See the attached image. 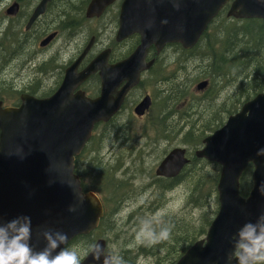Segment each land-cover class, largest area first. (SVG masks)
Returning <instances> with one entry per match:
<instances>
[{
	"label": "water",
	"instance_id": "1",
	"mask_svg": "<svg viewBox=\"0 0 264 264\" xmlns=\"http://www.w3.org/2000/svg\"><path fill=\"white\" fill-rule=\"evenodd\" d=\"M51 0H41L30 24L43 12ZM115 0H91L86 14L100 16ZM231 1L228 15L235 18H264V0H123L120 8V28L117 39L123 40L139 33L141 42L125 59L109 64L108 53L99 54L85 72L77 74L76 64L93 44L68 70L58 89L48 97L22 94L18 106L3 107L0 101V218L7 223L18 216L32 219L34 250H41L46 241L40 234L44 229L63 231L68 242L95 230L104 216V205L97 193L83 191L75 173V160L92 136L96 123L108 121L121 107L127 91L139 82L140 74L153 60L146 61L151 45L160 51L167 43H180L191 49L219 11ZM9 13L15 11L10 8ZM167 20L164 24L162 21ZM151 23V27L147 25ZM53 34L46 37L45 45ZM100 70L102 90L89 97L75 91L80 82ZM126 81L117 90L120 82ZM206 81L198 84L203 88ZM151 105L145 96L135 107L142 115ZM204 146L196 151L198 157L217 161L222 170L218 181L219 211L211 222L205 239L196 241L174 264H228L232 252V237L247 222L255 223L264 214V92L246 101L226 122L207 135ZM187 149L177 146L169 151L156 169L161 176H176L188 163ZM74 159V164H73ZM252 163L253 188L246 196L240 192V177ZM50 181H54L50 183ZM84 195L81 203L74 193ZM77 206L75 212L69 207ZM106 249V240L96 243ZM67 245H61L66 247ZM110 255V254H106ZM81 264H103L94 259L91 250ZM231 264H238L232 260Z\"/></svg>",
	"mask_w": 264,
	"mask_h": 264
},
{
	"label": "trees",
	"instance_id": "2",
	"mask_svg": "<svg viewBox=\"0 0 264 264\" xmlns=\"http://www.w3.org/2000/svg\"><path fill=\"white\" fill-rule=\"evenodd\" d=\"M68 1L69 3L64 5L66 19L64 18L62 23L56 28L60 31H64L67 28H74L72 30V33H74L78 28L76 26H81L82 22L88 19L85 16V10L89 0ZM73 9L74 13L69 15L70 10ZM227 9L228 6L224 7L218 13L193 48L185 49L178 43H172L166 46V48L172 47L173 51L177 52V56L173 62L175 63L177 61L176 75H181L182 69L186 70V67H184L186 61L199 63L201 66L204 65L203 69L194 75L193 73H187L186 78L182 80L175 79L172 74L173 70L170 75L166 73L168 69L167 65L170 66L171 62L168 61V58L164 60L163 57H160L161 54L162 56L165 54L164 49L162 53L157 54L155 48L151 47V52L157 58L158 65H156L157 67L153 66L151 68L152 70L150 69L151 71L148 77L144 76L139 83V89L148 88L154 97L151 107L152 114L154 115V124L161 123L159 115L167 107L169 108V113L172 112L176 116L172 122H175L176 119L178 120L185 115L201 117L207 110L211 111L215 116L223 108L225 115L214 122L212 126L197 132L198 134H189L187 132H192V130L185 132L176 126L177 136H179V131L180 137L185 134L182 139L183 142L181 143L186 144L191 151H195L198 147L203 146V139L207 136V131L213 132L222 126L228 116L236 113L245 101L251 99L257 93L264 91V18L229 19ZM130 41L133 42L130 44ZM128 42L129 45L127 47H130V49L127 54L131 53L133 47H136L139 42V36L133 35ZM127 54H120L119 57ZM243 74L246 76L238 80L239 76H243ZM244 79L247 80V85ZM201 80L207 81V86L200 90L201 95H195L194 92L191 93L189 90L191 83L197 82L198 84ZM235 84L236 89H234L233 94L239 92L238 96L240 98L238 97L236 99L238 104L235 100L230 105H227V101H224L225 103H218L217 99L221 93L224 91L226 93V89L229 86H231V91H233L232 87ZM50 92H53V89ZM161 93L162 100L160 107H158L159 113L156 111V107L159 101L158 96ZM46 94L48 93L44 92L41 95ZM228 98H233V96L227 93L222 100H228ZM126 108L132 109L133 107L129 103H124L122 109L115 115L117 121H120L122 113L125 112ZM172 122L169 126L173 127L175 124H172ZM109 125H111V122H99L96 125L92 138L75 161V172L80 176L83 190H94L101 196L105 206V214L98 228L90 234L75 237L69 243L68 247L72 249L76 245L78 247L80 246L81 249L84 248V251L89 250L95 244L97 238H108L107 235L110 231L115 229L116 220L111 222V219L113 214L119 210L118 203L122 199L120 189L125 185V181L115 169L116 162L119 160H105L100 156L103 148V134L107 129L106 126ZM103 128H105L104 131H102ZM128 130V120L122 119L121 122L112 127L111 133L116 134V138H123L124 136L125 139L130 138L134 140V136ZM158 139L162 138L159 136ZM188 144H191L192 147H189ZM166 153L167 151H165ZM165 154L160 158L162 159ZM207 165L210 168H206ZM253 170L254 166L250 163L241 176L240 191L242 195L246 196L251 189ZM220 171L221 166L219 163L194 156L177 177L169 179L159 177L156 174L154 177L156 184L167 189L182 182H189L191 185H196L197 193L189 195L188 204L193 207H205L208 204L212 191L217 188ZM98 176L104 177V186L92 184L93 180ZM208 185L212 186L208 188ZM218 208L214 211H206L202 217V223L199 226L196 224L192 225L191 222L186 220L185 215L172 217L171 220L165 222L166 225L171 227V235L168 240L155 244L162 248L166 245L163 248L165 252L155 257L157 263L163 264L167 261L168 264H174L193 243L205 237L213 218L218 212ZM209 214H213V216H209ZM81 249L76 251L82 258ZM126 251L123 250L117 253L118 256L123 258L125 264H140L137 262L136 256L130 257L129 254L124 255ZM141 251L146 255L148 253L156 254V251H146L143 248H141Z\"/></svg>",
	"mask_w": 264,
	"mask_h": 264
},
{
	"label": "rangeland",
	"instance_id": "3",
	"mask_svg": "<svg viewBox=\"0 0 264 264\" xmlns=\"http://www.w3.org/2000/svg\"><path fill=\"white\" fill-rule=\"evenodd\" d=\"M67 3H69V1L67 2V0H57V2L52 6L48 19L50 26H53L55 18L58 16L60 7L62 5H67ZM73 13L74 9L70 10L69 15H72ZM228 17L229 19L235 18L232 16ZM106 19H108V17L97 19L94 21H87V19L85 22H82L81 26H76L78 28L74 33H72V30L74 28H67L63 31L62 37H59L54 42L52 47L50 45L43 54L52 52L56 56H63L64 54H66V52H69L71 49H73L74 46H76L79 41L91 31H95V34L98 35L96 37V40H101L97 44V47L101 48L103 44L111 40L109 39V36L112 34L115 35L117 30V26L115 25L114 28L110 23H108V26L105 28ZM132 42L133 41H130V44ZM21 43L22 46L28 43L27 52L23 55V57H20L19 60V62L22 63L29 58L28 53L34 52L36 49H38V47L36 37L34 36H30L28 41L23 40ZM129 49L130 47L120 49L118 51V54H127ZM133 50L134 47L132 51ZM164 52L165 54L162 56L163 59L165 60L166 58H168V61L171 62L170 66L167 65L168 69L166 70V73L167 75H170L173 70L172 74L173 78L175 79L182 80L183 78H186L187 73H193L194 75L201 69H203L204 65L201 66L199 63L186 61L184 63V67H186V70L182 69V74L176 75L175 71L177 67V61H175V63L173 62L177 56V52H174L172 47L165 48ZM4 60H6V58L1 59L0 63H3ZM8 63L12 62L9 61ZM32 66L33 65H31V67ZM3 67L0 68V76L3 79L11 81L13 83V86L17 88L25 86V83L30 80L29 78H32L34 76L31 70L28 71V69H25L23 71L21 64H19V66L14 65L5 66L4 68ZM33 68L34 67H32V69ZM22 71L23 75L20 76ZM242 71L244 70L242 69ZM149 73H146V77H148ZM245 74H243V76H239L238 80L243 79V77L246 76ZM39 80L43 85V87H40L41 90H49L54 86V81L53 79H51V76L43 77V79ZM202 81L203 80H201L200 82ZM244 81L247 85V80L244 79ZM10 83H8L9 86ZM196 84L197 82H192L189 90L191 91V93L194 92L195 95H201V91L196 88ZM230 87L231 86L226 89V93H224L225 91L221 93V95L217 99L218 103L227 101V105H230L233 104L234 100L237 101L236 99L238 97L240 98V96H238L239 92H235L236 94H233L234 89H236V84L232 87L233 91H231ZM147 92H150L148 88H141L137 91L135 97H140V94L143 93L144 95L140 97L142 100ZM227 93H230V96L232 95L233 98L222 100ZM161 96L162 93L158 96L159 101L156 107L157 112H159L158 107H160V103L162 100ZM128 103L130 106H132L130 101ZM169 103H171V101H169ZM133 108H126L124 114L120 118V121H116L114 124L106 126V130V127L102 129V131L105 130V132L103 134V148L100 152V156L105 160H119L116 162L115 169L119 173L121 178H123V180L125 181V185H123L120 189L122 193V199L118 203L119 210L113 214L111 219V222L116 220L115 229L110 231V233L108 232L109 234L107 233L108 238H99H104L106 240V252H110L112 255H117L119 251L122 252L123 250H127L124 255L129 254L130 257L136 256L137 262L140 264H158L155 257L158 256V254L165 252L163 248L166 247V245H164V247L162 248L161 246L155 244L148 245L138 243L137 232L139 231L141 220L149 217L159 216L163 219L164 222H168L172 219V217L185 215L186 220L191 222L192 225L196 224L199 226L202 223V217L206 213V211H214L219 206L217 188L212 191L207 206L193 207L192 205L188 204V197L190 194L197 193L196 185H191L189 182H182L167 189L156 184L154 175L158 162L161 159L160 157L165 154V151L168 152L173 147H187L186 144L181 143L183 142L182 139L184 138L185 134L180 137L179 131V136H177L176 126L180 130L185 132L188 130H192V132H187L189 134H198L197 132H199L200 130L212 126L214 122L225 115V112H223L224 110L223 108H221L220 111H218L214 116L211 111L207 110L208 112H204L201 117L185 115L186 117L184 116L182 118H179L178 120L176 119L175 122H172L176 118V116L172 114V112L169 113V108L167 107L162 112V114L159 115L161 123L158 128V124L153 123L154 115L152 114V110H146L143 114L144 117L138 118L136 117L137 115L134 113ZM122 119L128 120V131L132 133V135L134 136V140L130 138H128L129 140L125 139L124 136L123 138H116L117 135L111 133L112 127L121 122ZM171 122L172 124H175L173 127L169 126ZM207 132L208 134L211 133L209 131ZM159 136L160 138L165 140H157ZM155 138L156 140H154ZM188 146L192 147L191 144H188ZM199 148L200 147H198L197 149ZM193 152L194 151L192 150V153ZM192 157H194V154L192 155ZM206 168H210V166L207 165ZM92 184L96 186H104V177H96L93 180ZM210 186L212 185H208V188H210ZM211 215L213 216V214H209V216ZM99 238H97L96 240H98ZM74 246L75 247L73 249L75 250L81 249L80 246ZM141 248L146 251H156V254L148 253L146 255L141 251ZM89 251L90 249L84 251L83 248L81 249V254L83 256L87 255ZM163 264H168V262L166 261Z\"/></svg>",
	"mask_w": 264,
	"mask_h": 264
},
{
	"label": "flooded vegetation",
	"instance_id": "4",
	"mask_svg": "<svg viewBox=\"0 0 264 264\" xmlns=\"http://www.w3.org/2000/svg\"><path fill=\"white\" fill-rule=\"evenodd\" d=\"M90 1L91 0H89L88 4L90 3ZM40 2L41 0H0V61L1 59L6 58L3 63H0V68L3 66H19V64H21L23 71L25 69H28V71L31 70V72L34 74V76L32 78H29L30 80L25 83V86L19 88L14 87L11 81L3 79L0 76V101H2L3 107L20 105L21 96L22 94L26 93L40 98L52 95L62 83L63 79L67 74V70L74 63H76L77 59L82 55V53L87 50L86 47L88 46L89 41L92 37L94 38V43L91 45L90 48H88L86 53L83 55L82 59L76 64L75 71L77 74H80L83 71L85 72L87 67L96 59V57L105 51L106 53H108L107 63L109 64H116L125 59L128 55L127 54L125 56L119 57L120 54H118V51L120 49H124L129 45V39H117L120 7L123 0H115L113 3H111L105 8V10L100 16L89 17L86 16L85 12V16L88 18L87 21H94L97 19H103L105 17H108V19H106L105 21V28L108 26V23L113 25L114 28L115 25L117 26L115 35L112 34L109 36V39H111L110 41L103 44L101 48H98L97 44L101 40H96V37L98 35L95 34V31H91L84 38H82L79 43L74 46L73 49H71L69 52H66V54H64L63 56H56L52 52H49L48 54L43 53L44 51H46V49H48L50 45L52 47L54 42L59 37H62L63 31H60L56 27L59 26L65 18V7L64 5L60 7L58 16L55 18L53 26L49 25L48 19L51 8L57 2V0H53L51 4L49 3L47 5L46 11L43 12L34 22L30 24V18L32 17L36 7ZM88 4L86 6H88ZM10 8H12V10H14L15 12L9 13L8 10ZM50 34H53L51 39L48 41V43L42 45L41 42ZM30 36L36 37L38 49H36L34 52H29V58L21 63L19 62L20 57H23V55L27 52L28 47V43L22 46L21 42L23 40L28 41ZM152 56L153 52L150 51L149 58H151ZM160 57L162 58V54L160 55ZM9 61H11L12 63H8ZM31 65H33V69ZM150 69L143 73V77L146 76V73H149L152 70ZM23 71L20 76L23 75ZM50 76L51 79H53L54 81V86L49 90H41L40 87H43V85L40 83L39 79H43V77ZM8 83H10V86L8 85ZM125 83L126 81L120 82L119 86L117 87V90L123 88ZM139 83L131 87L126 94V96L128 95L126 103L130 101L134 108L140 103V97L144 95L143 93H141L140 97H135L137 91L139 90ZM52 89L53 92H50V90ZM78 90H82L89 97L98 96L102 90V79L100 75V70L92 72L88 76H86L77 86L75 91ZM44 92L48 94L42 96L41 94H43ZM123 114L124 113H122V115ZM115 115L106 122H111V125L114 124L117 121ZM136 117L142 118L144 116ZM159 126L160 124L157 125L158 128ZM195 151L192 153V151L187 148V155L190 159L192 158V154H194L195 157H198ZM165 178L172 179L173 177ZM253 183L248 194L253 188Z\"/></svg>",
	"mask_w": 264,
	"mask_h": 264
},
{
	"label": "clouds",
	"instance_id": "5",
	"mask_svg": "<svg viewBox=\"0 0 264 264\" xmlns=\"http://www.w3.org/2000/svg\"><path fill=\"white\" fill-rule=\"evenodd\" d=\"M172 2L179 10L177 0ZM162 23L166 24L167 20ZM147 26L152 25L149 23ZM257 155L264 156V149ZM52 182L54 181H50ZM70 186L73 187L78 200L83 203V193L76 192L71 182ZM261 192L264 193V184L261 185ZM76 210V205L69 207L70 212ZM40 234L46 244L36 251L31 244L30 216L21 215L7 223H3L0 218V264H81V257L75 249L61 247L67 245V233L46 228ZM170 235L171 227L166 225L161 217H149L140 221L137 242L152 245L168 240ZM232 242L234 250L227 257L228 264H231L232 260L238 261V264H264V214H261L255 223H245L232 237ZM91 252L95 260L100 261L103 258V264H125L123 258L118 255H105L103 247L99 244L93 245Z\"/></svg>",
	"mask_w": 264,
	"mask_h": 264
}]
</instances>
